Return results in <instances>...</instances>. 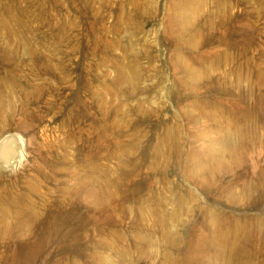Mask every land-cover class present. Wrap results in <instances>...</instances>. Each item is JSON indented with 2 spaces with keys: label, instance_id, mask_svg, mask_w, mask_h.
<instances>
[{
  "label": "rangeland",
  "instance_id": "1",
  "mask_svg": "<svg viewBox=\"0 0 264 264\" xmlns=\"http://www.w3.org/2000/svg\"><path fill=\"white\" fill-rule=\"evenodd\" d=\"M0 264H264V0H0Z\"/></svg>",
  "mask_w": 264,
  "mask_h": 264
},
{
  "label": "bare ground",
  "instance_id": "2",
  "mask_svg": "<svg viewBox=\"0 0 264 264\" xmlns=\"http://www.w3.org/2000/svg\"><path fill=\"white\" fill-rule=\"evenodd\" d=\"M18 142L12 134H4L0 137V167L11 168L17 161Z\"/></svg>",
  "mask_w": 264,
  "mask_h": 264
}]
</instances>
